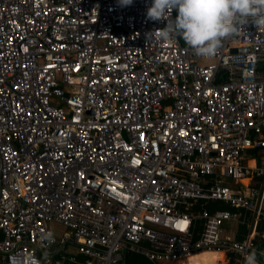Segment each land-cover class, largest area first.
<instances>
[{"label": "built area", "instance_id": "2783aa9c", "mask_svg": "<svg viewBox=\"0 0 264 264\" xmlns=\"http://www.w3.org/2000/svg\"><path fill=\"white\" fill-rule=\"evenodd\" d=\"M151 4L0 0V264H264V28L205 59Z\"/></svg>", "mask_w": 264, "mask_h": 264}, {"label": "clouds", "instance_id": "9594fccd", "mask_svg": "<svg viewBox=\"0 0 264 264\" xmlns=\"http://www.w3.org/2000/svg\"><path fill=\"white\" fill-rule=\"evenodd\" d=\"M132 2L118 0L120 6ZM173 9L178 13L174 20ZM146 16L152 21H168L164 28L148 34L151 43L182 39L197 57L211 59L227 39L250 22L264 28V0H152ZM42 240L54 242L53 234H44ZM259 256H264V251ZM244 264H259L257 250L245 256Z\"/></svg>", "mask_w": 264, "mask_h": 264}, {"label": "bare ground", "instance_id": "6f19581e", "mask_svg": "<svg viewBox=\"0 0 264 264\" xmlns=\"http://www.w3.org/2000/svg\"><path fill=\"white\" fill-rule=\"evenodd\" d=\"M222 260H223V253H221ZM194 255V256H193ZM191 257V258H190ZM187 261V264H220L221 259L218 251H200L199 253L192 254ZM186 259V260H187Z\"/></svg>", "mask_w": 264, "mask_h": 264}, {"label": "trees", "instance_id": "16d2710c", "mask_svg": "<svg viewBox=\"0 0 264 264\" xmlns=\"http://www.w3.org/2000/svg\"><path fill=\"white\" fill-rule=\"evenodd\" d=\"M177 15H178V13H177V11H175V18ZM252 151L254 154H255V152L257 154H259V152L264 151V149H257V150L255 149ZM257 161H259V158ZM220 206L222 208H228L227 205H220ZM204 207L210 209V208L216 207V205L214 203L207 202L204 204ZM256 245L258 246L260 244L257 243ZM123 264H152V263L150 261H148L146 258H144L143 256H140V255L135 254V253L126 252L123 255Z\"/></svg>", "mask_w": 264, "mask_h": 264}, {"label": "crops", "instance_id": "0c3cea01", "mask_svg": "<svg viewBox=\"0 0 264 264\" xmlns=\"http://www.w3.org/2000/svg\"><path fill=\"white\" fill-rule=\"evenodd\" d=\"M259 149H264V148H259ZM252 150H255V149H252ZM252 150L246 152V154H247V156H248V161H249L250 163H253V162H254V163H256V164H264V155H262L261 158H259V161H257V160H258V157L256 156L257 153L255 152V154H254ZM256 150H257V149H256ZM199 252H200V251H199ZM199 252H197V253H199ZM221 252H222V251H221ZM218 254L220 255V259H221L220 262H222V256H221L220 252H218ZM193 256H194V255H193ZM190 258H191V257H190ZM188 260H189V259L185 260L183 264H187V261H188ZM220 264H222V263H220Z\"/></svg>", "mask_w": 264, "mask_h": 264}, {"label": "rangeland", "instance_id": "374dc122", "mask_svg": "<svg viewBox=\"0 0 264 264\" xmlns=\"http://www.w3.org/2000/svg\"><path fill=\"white\" fill-rule=\"evenodd\" d=\"M262 155H264V151H260L259 154H257L256 156L258 158H261ZM49 225L54 229L56 237L63 230V227L61 225L57 224V223H50ZM218 252H221V251H218ZM221 253H223V252H221ZM224 257H225V254L223 253V260L221 262L222 264L224 262ZM160 264H172V263L163 262V263H160Z\"/></svg>", "mask_w": 264, "mask_h": 264}]
</instances>
